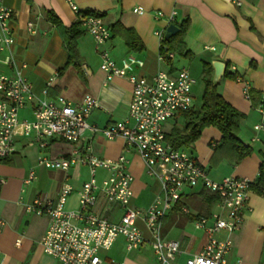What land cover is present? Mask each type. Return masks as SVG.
Listing matches in <instances>:
<instances>
[{"label":"crops","instance_id":"obj_1","mask_svg":"<svg viewBox=\"0 0 264 264\" xmlns=\"http://www.w3.org/2000/svg\"><path fill=\"white\" fill-rule=\"evenodd\" d=\"M69 1L75 3L81 12L92 10L103 14L112 34L106 48L119 66L125 57L140 58L145 65H136L134 73L149 79L160 70L176 75L180 68H188L195 80L192 87L194 99L199 93L197 78L202 81L203 94L207 81H212L215 73L213 63L224 62L225 72L228 70L237 78L223 75L219 91L228 103L244 114L239 138L250 145L253 152L239 163H233V156L228 151L216 154L222 133L214 126L204 129L206 141L197 139L192 147L180 148L196 156L214 180L243 176L253 178L255 183L264 163V132L258 133L254 128L255 123L264 121V0H3L4 5L14 12L11 24L15 36L13 51L18 61L27 64L23 72L32 84L33 98L19 110L21 121L36 118L34 110L40 100L58 101L63 96L79 103L87 95L99 98L103 106L88 116L89 123L104 128L127 118L132 84L127 77L107 79L94 39ZM137 6H143L147 11L138 14L133 11ZM172 10L177 11L174 23L180 30L186 25L183 32L186 51H171L172 57L161 59L164 56L161 54L163 43L156 32L166 34L167 15ZM159 11L164 15L159 17ZM50 13L64 26L80 21V66L71 63L63 69L68 51L60 26L53 22ZM29 22H33L35 32L28 29ZM116 23L132 29L142 48L129 47L121 35L115 34L111 26ZM5 57L6 52H0V71L12 75V68L3 62ZM185 119L182 114L171 119L173 124L169 120L165 124L166 136L173 127L182 126ZM42 141L36 140L33 134L26 135L20 125L14 133V153L0 160V216L6 222L0 228L2 264H60L57 258L45 253L41 245L49 227L48 215L35 214L27 207L38 196H47L56 202L62 185L70 183L74 190L67 198L66 209L78 211L79 190L91 174L87 164H74L68 170L48 168L40 164L41 157L69 158L91 152L100 158L115 159L124 154L130 160L129 168L135 178L130 206L145 212L161 192V183L148 174L142 155L122 137L114 140L102 132L93 134L87 131L83 139L74 143L57 136ZM109 174L108 170L99 169L98 182H103ZM253 185L249 195L250 209L246 211L241 229L215 233L217 239L231 242L226 254L229 264L238 260L243 264H264V193L257 192ZM203 191L208 192L202 185L186 189L181 201L162 222L163 238L179 242L180 252L176 257L179 264L200 252L207 242L204 229L197 227L195 220L206 216L207 224L212 225L214 212L226 214V210L219 207L218 198L208 208L201 194ZM182 206H187L189 211L184 212ZM90 210L117 223L125 212L123 206L109 201L101 191H97V200ZM75 221L80 223V220ZM136 224L151 240L143 216ZM17 240H20L19 244ZM100 256L102 264H157L150 242L128 250L124 236H119Z\"/></svg>","mask_w":264,"mask_h":264},{"label":"built area","instance_id":"obj_2","mask_svg":"<svg viewBox=\"0 0 264 264\" xmlns=\"http://www.w3.org/2000/svg\"><path fill=\"white\" fill-rule=\"evenodd\" d=\"M69 3L94 39L107 79L122 76L131 82L133 89L127 118L104 128L89 123L88 116L103 106L99 98L87 95L79 103H73L63 96L58 101L40 100L34 110L36 118L21 121L19 110L33 98L32 84L23 72L27 64L18 61L13 51L15 36L11 24L14 12L0 0V52H6L3 62L13 70L12 75L0 71V160L14 153V133L20 125L26 135L33 134L41 142L45 138L57 136L74 143L83 139L87 131L93 134L102 132L109 139L122 137L127 144L134 146L142 155L148 174L158 179L162 188L150 207L143 212L130 206L135 178L129 168L130 160L124 154L115 159L100 158L91 152L79 157H41L40 164L48 168L68 170L74 164H87L91 174V178L79 190L78 211L66 209L67 198L74 190L70 183L62 185L56 202L47 196H38L27 207L35 214L46 213L49 217V227L41 240L44 252L57 258L60 264H102L100 253L109 250L119 236H124L128 250L138 249L150 242L157 264H179L176 262L180 252L179 242L163 238L162 222L181 201L186 189L202 185L218 197V205L226 210V214L214 212L212 225L207 224L206 216L195 220L196 226L204 229L207 242L200 252L182 264H229L226 254L231 242L217 239L215 233L241 229L246 211L250 209L249 195L254 180L243 176L214 180L196 156L168 142L165 124L194 107L192 87L195 80L190 71L182 67L176 75H172L160 70L149 79L134 73L136 65H145L144 60L135 56L123 58L119 66L106 48L112 34L103 16L97 13L84 14L75 3ZM133 11L143 14L147 10L137 6ZM163 15L164 12H158L159 17ZM176 15V10L167 15L168 24L175 22ZM28 29L35 32L33 22L28 23ZM156 33L163 43L164 32ZM169 56L172 57L173 53H169ZM254 128L258 133L264 132V121L255 123ZM99 169L110 173L101 183L96 177ZM97 191L103 192L109 201L125 209L118 223L91 212L90 208L97 200ZM182 210L189 211L187 206H182ZM140 216L145 219L151 240L145 237L136 224ZM75 220H80V223ZM5 224L0 216V228ZM234 264L243 263L238 260Z\"/></svg>","mask_w":264,"mask_h":264},{"label":"trees","instance_id":"obj_3","mask_svg":"<svg viewBox=\"0 0 264 264\" xmlns=\"http://www.w3.org/2000/svg\"><path fill=\"white\" fill-rule=\"evenodd\" d=\"M83 13L97 12L89 10ZM97 14L103 16L101 13ZM50 18L54 23H58L60 26L68 51V60L63 69L71 63L80 66L78 51V39L82 34V30L79 28L80 21H76L74 25L68 27L62 25L52 13H50ZM111 27L115 34H119L125 39L129 47L137 49L142 48L137 34L132 29H127L119 23ZM185 27L186 25H183L177 34L169 39H164L161 47V54L164 55L165 59L169 58V53L171 51H176L178 53L186 51V43L183 39ZM224 75L225 77L237 78L236 74L228 70H226ZM201 99L202 103L200 108L193 107L189 112H184L186 118L185 123L180 127L172 128L167 136L168 142L175 148H180L181 146L192 147L206 127L214 126L222 133L219 145L215 149L216 154L218 152H230L233 156V163H239L243 158L251 155L253 148L239 138L241 121L244 118V114L223 98L222 93L219 91V87L212 85L211 80L207 81ZM253 188L256 189L257 192L264 193V163L261 166L260 175L255 181ZM201 194L204 196V201L208 208L212 205L214 200L218 198L215 194L209 193V191H203Z\"/></svg>","mask_w":264,"mask_h":264},{"label":"water","instance_id":"obj_4","mask_svg":"<svg viewBox=\"0 0 264 264\" xmlns=\"http://www.w3.org/2000/svg\"><path fill=\"white\" fill-rule=\"evenodd\" d=\"M179 30H180V28L175 23L169 24L166 31H165L166 32L165 38L166 39L171 38L172 36L177 34ZM213 65L215 68V73H214V76L212 78V85L218 86L219 83L221 82V79H222L224 73H225L226 64L224 62H221V61H216L213 63Z\"/></svg>","mask_w":264,"mask_h":264},{"label":"rangeland","instance_id":"obj_5","mask_svg":"<svg viewBox=\"0 0 264 264\" xmlns=\"http://www.w3.org/2000/svg\"><path fill=\"white\" fill-rule=\"evenodd\" d=\"M197 80H198V85H199L198 86L199 93H198V96L194 99V104H195L196 108H200L201 103H202V99L201 98H202L203 85H202V81H201L200 78H197ZM170 123L173 124L174 121L170 120ZM205 138H206V133H205V130H204V131H202V134H201V136H200V138L198 140L202 139V140L206 141ZM192 150L195 151V148H192Z\"/></svg>","mask_w":264,"mask_h":264}]
</instances>
